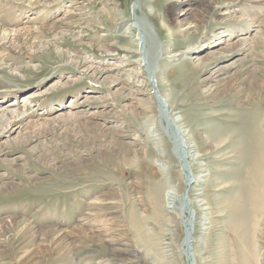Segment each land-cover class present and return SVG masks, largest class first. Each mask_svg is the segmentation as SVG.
<instances>
[{"label":"rangeland","instance_id":"rangeland-1","mask_svg":"<svg viewBox=\"0 0 264 264\" xmlns=\"http://www.w3.org/2000/svg\"><path fill=\"white\" fill-rule=\"evenodd\" d=\"M172 1L0 0V264H189L191 171L193 264H264V0ZM136 12L176 57L138 65Z\"/></svg>","mask_w":264,"mask_h":264},{"label":"bare ground","instance_id":"bare-ground-1","mask_svg":"<svg viewBox=\"0 0 264 264\" xmlns=\"http://www.w3.org/2000/svg\"><path fill=\"white\" fill-rule=\"evenodd\" d=\"M138 1V0H137ZM189 1H191V0H184V1H182V0H178V2H174V1H172V2H174L173 3V7H175V6H177V5H180V4H186V3H188ZM137 3L135 2V5H136ZM262 5H264V3L262 4ZM141 10V9H140ZM257 13H259L260 14V12H257ZM226 13H222L221 15H225ZM256 14V13H255ZM135 22H137L136 24L137 25H135L134 23ZM144 21H143V18H138V12H136V15H135V19H134V22H132L131 21V23L128 25V27H126L127 28V31L128 30H133L134 32H135V34H132V33H134V32H132L131 34L132 35H134L135 36V39L137 40V43H138V53H139V56H140V63L138 64V65H144V55H146V57H147V63H146V67L148 68V69H151L152 67H153V64H152V62H153V60H154V58H155V51H156V49H157V44H156V42H155V39H153L152 37H151V35L149 34V32L147 31V29L144 27L145 26V22L143 23ZM249 22H250V19L247 17V18H243V20H242V23L241 24H243V25H245V26H248V24H249ZM138 29H141V31H143V37L141 36V34H139V32H138ZM126 31V30H125ZM11 32H9V31H0V45L2 46L3 44H4V42L7 40V38H8V36H9V34H10ZM130 35V34H129ZM130 39V38H129ZM143 39H145V42L147 43V45L145 44V45H143V46H141V48H139V45H140V43L143 41ZM5 46V45H4ZM163 50V54H162V57H160V59H161V61L163 60V61H167V60H169V59H172V58H174V57H176L177 55H170V56H166L165 54H169V52H167V45H164V48L162 49ZM189 50V51H188ZM191 50H192V48L190 49V47L187 49V51L186 52H184L183 54H186V53H189V52H191ZM57 52V51H56ZM193 54H194V52H192ZM188 56V55H187ZM61 57V56H60ZM63 59V58H62ZM65 59V58H64ZM159 59V60H160ZM127 62V61H126ZM84 63V62H83ZM156 66V65H155ZM153 68H155V67H153ZM152 68V69H153ZM149 71V70H148ZM253 74V73H252ZM96 76V75H95ZM101 76H102V73H101ZM100 76V77H101ZM105 77V76H104ZM103 77V78H104ZM107 77V76H106ZM105 79V78H104ZM104 79H102L103 81H104ZM100 80V79H99ZM98 82V81H97ZM104 82H106V81H104ZM149 83V82H148ZM108 84V83H107ZM106 85V84H105ZM104 85V86H105ZM153 99H155V101H157L158 102V100H160V102L162 103V105H163V107H164V110H165V113H164V111L158 106V105H156L157 106V110H158V115L160 116V120H161V124L163 125V126H165L166 127V124H167V131L166 130H163L164 132H166L167 133V135H168V140L170 141V144H173V146H174V154L177 156V162H178V167H180L181 166V164H180V162L182 163V169L184 170V171H187V173L189 172V166H187L188 165V161H187V159L188 158H190L191 160H193V159H196V157H197V155H194L193 154V150H191V148H193V146L192 147H189L188 145H186V139H184V136H185V131L184 130H182V128L178 125V123H179V121H180V118H175V117H172L171 115H170V113L171 112H169V104H168V100L165 98V97H163L162 96V93L158 90V95H155V98H153ZM15 115V112H13V111H9V110H0V122H3V121H5V119H7V118H9L8 116H14ZM17 116H19L18 114L16 115V117ZM15 117V118H16ZM20 117V116H19ZM167 118H170V121H171V124H172V127H173V129L171 130V128H170V126H169V123H168V121H167ZM10 119H12L11 117H10ZM7 121H9V120H7ZM29 125H32V124H29ZM179 151H181V152H183L182 154H180V158H179V154H178V152ZM262 158V157H261ZM260 158V159H261ZM259 161V160H258ZM261 161H262V159H261ZM263 163V162H262ZM261 169V168H260ZM192 169L190 168V171H191ZM189 176H190V178H187V180L185 181V187H187V185L189 184L190 185V189H191V187L193 186V183H194V179H193V172L191 171L190 172V174H189ZM190 182H191V184H190ZM263 188V187H262ZM9 189H10V187H9ZM8 192V191H7ZM6 192V193H7ZM255 194H257V193H255ZM254 194V195H255ZM259 194H262V193H258V195ZM263 196V195H262ZM259 197V198H261V200L263 201V199L262 198H264V197ZM182 197V196H181ZM257 197V196H256ZM165 199H166V204H167V208L168 209H176L177 207H178V209L180 210V212H179V216H180V213H183V217H181V219H182V221L183 222H185V225H184V227H186V229L185 230H187V226H188V224H189V222L190 221H193L192 223H194L195 222V219H196V215H195V213H194V215L191 213V218L189 217V211H188V208L184 205V202H183V199H178V197H177V195L175 194V192H174V190L173 189H171V188H169V190L167 191V193H166V195H165ZM178 200L181 202V204H183V210H182V208L180 207V204L178 205L177 204V202H178ZM257 200H259V199H257ZM257 200L255 201V202H257ZM186 203L190 206L191 205V198H189V194L187 195V201H186ZM259 203H261V204H258V205H256V208H254L255 207V204L253 205V208H251V212L252 211H254L255 210V212H256V209H259L261 212H263L264 211V203L263 202H259ZM250 204V203H249ZM192 206V205H191ZM191 208V207H190ZM193 208V207H192ZM195 209V208H194ZM193 209H191V211H192ZM183 211V212H182ZM194 211V210H193ZM250 213V212H249ZM253 213V212H252ZM247 217V219L249 218V216L247 215L246 216ZM19 221V220H18ZM17 221V222H18ZM244 221V220H243ZM250 221H251V219H250ZM248 224V222L245 224V226ZM261 224H262V222H261ZM240 226H243L242 224H239ZM239 226V227H240ZM250 227V229H251V227H252V225L251 226H249ZM246 228H247V226L246 227H244V228H242V229H245V231H246ZM25 229V228H24ZM248 229V228H247ZM51 230V229H50ZM189 231H191V235H192V233H193V224L191 225V227H190V229H189ZM242 231V230H241ZM57 232V231H56ZM249 232H250V230H249ZM54 233V232H53ZM243 236H245V235H243ZM250 236V235H249ZM193 238V237H192ZM249 238V237H248ZM242 240H243V238H242ZM187 246V244H186V242L184 243V245L181 247L182 249H181V251H182V253H183V255L184 256H187L188 254L186 253V247ZM70 248V247H69ZM191 254H192V260H194V256H193V249H192V246H191Z\"/></svg>","mask_w":264,"mask_h":264},{"label":"water","instance_id":"water-1","mask_svg":"<svg viewBox=\"0 0 264 264\" xmlns=\"http://www.w3.org/2000/svg\"><path fill=\"white\" fill-rule=\"evenodd\" d=\"M143 42V41H142ZM159 50L156 51V54L157 56L160 58V55H159ZM153 82V81H152ZM154 93L156 95H158V92L157 90L154 88ZM158 106L164 111L165 113V110H164V107L162 105V103L160 102V100H158ZM168 119V118H167ZM169 121V124H170V127L171 129H173L172 127V124H171V121L170 119H168ZM183 152L179 151L178 154H179V158H180V154H182ZM190 178V176H188ZM191 184V182H190ZM190 185L188 184L187 187H186V190L184 191L183 195H182V199H183V202H184V205L188 208V211H189V217L191 218V208L189 207V205L186 203L187 201V190L189 189ZM192 225V221L189 222L188 226H187V230H185V234H186V239L184 240L187 244V248H186V253L188 254L187 257H188V261H189V264H193V260H192V254H191V244H192V235H191V231H189L190 227Z\"/></svg>","mask_w":264,"mask_h":264}]
</instances>
